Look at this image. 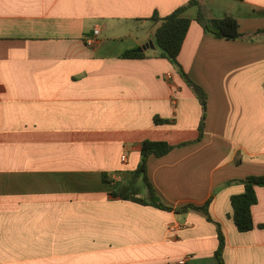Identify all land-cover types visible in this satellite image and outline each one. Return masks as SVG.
Segmentation results:
<instances>
[{"label":"crops","instance_id":"1","mask_svg":"<svg viewBox=\"0 0 264 264\" xmlns=\"http://www.w3.org/2000/svg\"><path fill=\"white\" fill-rule=\"evenodd\" d=\"M189 1L0 0V264H218L216 223L225 264H264V188L251 232L237 230L231 204L244 179L264 175V0H199L208 17L238 20L237 41L206 34L198 6L182 14L193 22L179 62L208 95L200 142L202 106L157 47L121 58L154 42L155 13ZM135 29L124 50L100 39ZM146 141L177 147L148 161L161 201L212 199L213 222L112 198Z\"/></svg>","mask_w":264,"mask_h":264},{"label":"trees","instance_id":"2","mask_svg":"<svg viewBox=\"0 0 264 264\" xmlns=\"http://www.w3.org/2000/svg\"><path fill=\"white\" fill-rule=\"evenodd\" d=\"M192 6L199 7L198 16L195 21L203 28L206 34L212 36L213 38L225 41H237L244 39L245 34L241 32L238 20L230 14L221 19L208 17L199 0H190L187 5L179 8L166 18H160L157 13H155L152 17L154 22H161L160 27L156 30L153 37L155 46L160 51L159 57L167 59L172 63L188 86L192 88L202 106L203 117L200 125L201 135L197 140V142H200L202 140V134L205 126L208 95L202 87L189 78L179 62V56L193 22L191 19L182 17V14ZM262 33H264V30L258 31L256 34ZM121 58L141 60L146 59L147 56L144 52L139 53L137 52V49H135L123 53ZM155 123L167 124L169 121L155 118ZM176 148V146H172L167 142L146 141L142 147L140 164L134 172L129 184L123 185L121 188L112 192L111 196L114 199L129 201L142 206H150L167 212H175L177 214L199 211L207 217L209 222H213L209 215V207L212 203V199H210L202 207L188 205L179 209H173L166 206L158 197L148 176V161L151 157H165ZM103 181L107 183L113 182L109 179L107 174H103ZM242 184L244 185V193L233 196L231 199L233 209L232 217L237 230L240 233H248L255 228L252 208L258 202L256 188H264V175L247 177L242 181ZM216 225L219 247L216 251L215 257L218 264H225L224 250L226 246V239L220 224L216 223ZM260 228H264V226L261 225Z\"/></svg>","mask_w":264,"mask_h":264},{"label":"rangeland","instance_id":"3","mask_svg":"<svg viewBox=\"0 0 264 264\" xmlns=\"http://www.w3.org/2000/svg\"><path fill=\"white\" fill-rule=\"evenodd\" d=\"M142 30H134V34L130 37H126V35H128V33L122 32L119 36L121 37H115L112 33H108V34H103L100 39L105 40L107 44L108 49L110 50H124L126 48H129V46H131V44L133 43V39L135 40V38L142 36ZM118 36V35H117ZM138 49V48H137Z\"/></svg>","mask_w":264,"mask_h":264},{"label":"water","instance_id":"4","mask_svg":"<svg viewBox=\"0 0 264 264\" xmlns=\"http://www.w3.org/2000/svg\"><path fill=\"white\" fill-rule=\"evenodd\" d=\"M148 49H156L155 43L153 41H151L149 44H147L143 47L138 48L137 52L143 53V52L147 51Z\"/></svg>","mask_w":264,"mask_h":264},{"label":"built area","instance_id":"5","mask_svg":"<svg viewBox=\"0 0 264 264\" xmlns=\"http://www.w3.org/2000/svg\"><path fill=\"white\" fill-rule=\"evenodd\" d=\"M100 32H101V30L98 29V28H96L95 31H94L95 36H98V35L100 34ZM92 44H93V43H92V41H91V42H90V45H92ZM122 160L125 161V160H126V156H123V157H122ZM178 264H187V261H186V260H182V261H180Z\"/></svg>","mask_w":264,"mask_h":264}]
</instances>
